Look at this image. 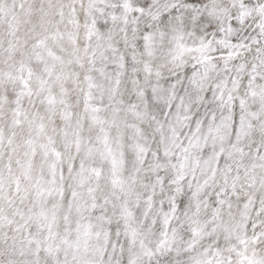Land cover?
<instances>
[{"label":"snow or ice","instance_id":"obj_1","mask_svg":"<svg viewBox=\"0 0 264 264\" xmlns=\"http://www.w3.org/2000/svg\"><path fill=\"white\" fill-rule=\"evenodd\" d=\"M0 264H264V0H0Z\"/></svg>","mask_w":264,"mask_h":264}]
</instances>
